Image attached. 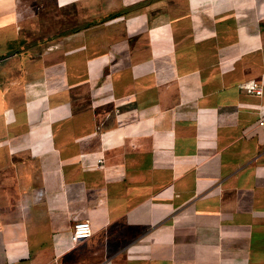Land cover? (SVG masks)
<instances>
[{
  "label": "crops",
  "instance_id": "0c3cea01",
  "mask_svg": "<svg viewBox=\"0 0 264 264\" xmlns=\"http://www.w3.org/2000/svg\"><path fill=\"white\" fill-rule=\"evenodd\" d=\"M260 121L264 0H0V264H264Z\"/></svg>",
  "mask_w": 264,
  "mask_h": 264
},
{
  "label": "built area",
  "instance_id": "2783aa9c",
  "mask_svg": "<svg viewBox=\"0 0 264 264\" xmlns=\"http://www.w3.org/2000/svg\"><path fill=\"white\" fill-rule=\"evenodd\" d=\"M242 89H244L248 93H254L256 95L261 94V89L258 84L254 81H248L242 85ZM260 125L264 124V121L259 122ZM99 164H102V158L98 160ZM91 224L87 220H79L75 221L72 224L70 239L73 242H78L88 238L91 235Z\"/></svg>",
  "mask_w": 264,
  "mask_h": 264
}]
</instances>
